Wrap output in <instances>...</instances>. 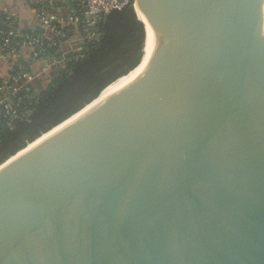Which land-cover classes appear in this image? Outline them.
<instances>
[{
  "label": "water",
  "instance_id": "1",
  "mask_svg": "<svg viewBox=\"0 0 264 264\" xmlns=\"http://www.w3.org/2000/svg\"><path fill=\"white\" fill-rule=\"evenodd\" d=\"M136 2L139 70L0 166V264H264V0Z\"/></svg>",
  "mask_w": 264,
  "mask_h": 264
},
{
  "label": "trees",
  "instance_id": "2",
  "mask_svg": "<svg viewBox=\"0 0 264 264\" xmlns=\"http://www.w3.org/2000/svg\"><path fill=\"white\" fill-rule=\"evenodd\" d=\"M135 4L136 0H131L128 6L102 17L96 25L99 38L95 45L84 52L83 58H69L65 68L59 65L54 76L41 79L38 93L20 90L9 97L11 101L19 103L17 112L30 114L24 120L14 121L12 129L7 128L6 118L0 116V166L76 115L97 99L104 88L139 64L145 30L135 12ZM7 28L1 27L4 31ZM27 34L39 35L36 32ZM13 47L18 51L20 46ZM12 48L7 49L6 53L12 54ZM54 52L49 50L35 59L52 56ZM5 96L0 92V97Z\"/></svg>",
  "mask_w": 264,
  "mask_h": 264
},
{
  "label": "crops",
  "instance_id": "3",
  "mask_svg": "<svg viewBox=\"0 0 264 264\" xmlns=\"http://www.w3.org/2000/svg\"><path fill=\"white\" fill-rule=\"evenodd\" d=\"M54 17V27L57 32L65 36L58 51L52 56L36 60L31 55L28 47H22L19 52L8 54L0 46V85H8L16 89V92L34 91L41 87V79H49L57 73L58 62L63 56H68L74 51L78 43L77 35L68 32L71 18L77 16V8L65 0L48 4L46 0H0V22L10 21L19 33H39L51 37L53 30L47 28L42 18ZM20 63L24 66V75L17 81L11 78V68ZM22 66V67H23Z\"/></svg>",
  "mask_w": 264,
  "mask_h": 264
},
{
  "label": "built area",
  "instance_id": "4",
  "mask_svg": "<svg viewBox=\"0 0 264 264\" xmlns=\"http://www.w3.org/2000/svg\"><path fill=\"white\" fill-rule=\"evenodd\" d=\"M61 0H46L48 4H53ZM66 2L73 4L77 8V16L71 18V24L68 25V32L77 35L79 45L68 56H63L58 62L61 68H65L68 59L78 60L83 58L84 52L88 51L95 45V42L99 38L96 25L100 22L102 17L107 16L113 11L120 10L128 6L131 0H65ZM136 5V4H135ZM44 25L47 28L53 30L51 37L39 34L38 36L29 35L27 33H19L13 24L8 20L0 22V46L4 51L12 48V46L28 47L31 50V55L36 58L39 54L45 53L49 50L58 51L60 45L64 41L65 36L60 32H57V28L54 27V17L42 18ZM2 26H7V31L1 29ZM20 40L19 42L17 41ZM12 48L11 53L19 52ZM13 81H17L24 75L23 67L20 63L14 64L11 68ZM0 92L6 95L4 98L0 97V116L6 118V126L12 129L14 121L24 120L29 116V112L20 114L16 108L19 103L11 101L10 96L16 93V89L8 85L0 86Z\"/></svg>",
  "mask_w": 264,
  "mask_h": 264
},
{
  "label": "bare ground",
  "instance_id": "5",
  "mask_svg": "<svg viewBox=\"0 0 264 264\" xmlns=\"http://www.w3.org/2000/svg\"><path fill=\"white\" fill-rule=\"evenodd\" d=\"M143 3V2H142ZM144 5V3H143ZM145 8V6H144ZM146 12V11H145ZM147 19V17H146ZM144 26H145V33H146V40H145V45H144V51H143V57L140 60V63L138 64V66H136V68H134L133 70L129 71L128 73H126L124 76L118 78L117 80H115L113 83H111L109 86H107L106 88H104V90L99 94V96L97 97V99H95L91 104L85 106V108L83 110H81L80 112H78L76 115L72 116L70 119H68L67 121H65L64 123L60 124L59 126H57L56 128L54 127L53 130H51L50 132L48 131L47 134H44L40 139H38L36 142L30 144L27 146V148L25 150L20 151L15 157L11 158L7 164L9 165L11 162H13L16 158L20 157L21 155L25 154L26 152H28L29 150H31L32 148H34L37 144H39L40 142H42L43 140L47 139L48 137H50L51 135H53L55 132H57L58 130H60L61 128L65 127L66 125H68L69 123H71L74 119H76L80 114H82L88 107H90L94 102H96L98 99H100L102 96H104L105 94L109 93L110 91H112L113 89H115L116 87H118L119 85H121L124 81H126L130 76H132L135 72H137L139 70V68L143 65L145 58H146V53H147V49H148V45L151 39V35H152V31L150 29V26L148 24V19H147V24L146 22H143ZM138 62V61H137ZM136 64V63H135ZM128 69V68H127ZM130 69V68H129ZM3 167H0V170H2Z\"/></svg>",
  "mask_w": 264,
  "mask_h": 264
},
{
  "label": "rangeland",
  "instance_id": "6",
  "mask_svg": "<svg viewBox=\"0 0 264 264\" xmlns=\"http://www.w3.org/2000/svg\"><path fill=\"white\" fill-rule=\"evenodd\" d=\"M144 6L141 3H137L136 2V11L138 14V18L142 21V22H146L147 24V19H146V12L144 11L145 8H143Z\"/></svg>",
  "mask_w": 264,
  "mask_h": 264
}]
</instances>
